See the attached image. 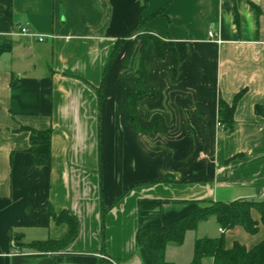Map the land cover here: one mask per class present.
I'll return each instance as SVG.
<instances>
[{
    "label": "crops",
    "instance_id": "crops-1",
    "mask_svg": "<svg viewBox=\"0 0 264 264\" xmlns=\"http://www.w3.org/2000/svg\"><path fill=\"white\" fill-rule=\"evenodd\" d=\"M0 34V264H151L140 227L204 202L264 199V0H0ZM142 41L144 132L125 106ZM238 92L227 132L219 99ZM28 128L51 130L48 165L32 162ZM48 209L75 216L76 238L59 251L18 248L15 234L23 244L66 235ZM221 233L208 218L165 260L188 263L196 238ZM235 241L255 247L264 225L224 232L226 248Z\"/></svg>",
    "mask_w": 264,
    "mask_h": 264
},
{
    "label": "trees",
    "instance_id": "trees-1",
    "mask_svg": "<svg viewBox=\"0 0 264 264\" xmlns=\"http://www.w3.org/2000/svg\"><path fill=\"white\" fill-rule=\"evenodd\" d=\"M145 7V4L142 8ZM141 8V9H142ZM143 25L141 16L136 28L131 32H137ZM144 37V36H143ZM122 40L116 42L106 63L101 84L95 89L98 99L102 98L104 77L108 66L119 50ZM145 41H142L137 64V77L135 90L125 97L127 118L130 124L141 132L147 130L140 122L137 113L138 98L147 92L144 86L146 68L144 65ZM242 92H238L231 104L222 99L218 103V122L227 132L234 128L233 112L237 100ZM255 112L264 116V108L255 107ZM29 148L34 165L46 166L50 163V129L28 128ZM165 177L162 181L170 180ZM49 210V209H48ZM256 210L259 213V220L252 218L251 212ZM104 209L102 208V214ZM50 215L56 223H65L68 226L66 235L59 240L33 241L28 244L21 242L19 234L11 237V240L18 248L27 247L42 252L59 251L67 247L77 236L78 223L74 215L63 210L55 214L51 209ZM208 218H214L222 230L218 237L196 238L193 247L192 259L185 264H201L203 258H211L214 264H264V241L255 247L247 249L243 244L235 241L231 248L224 245V232L232 230L235 226H241L249 234H256L261 224L264 225V199H236L229 202L216 201L197 204L193 211L173 220L169 225L151 224L138 229L136 233V246L141 248L150 259L151 264H173L165 260V249L168 244L181 245L185 233L188 230H195L198 224ZM103 225V219L101 218Z\"/></svg>",
    "mask_w": 264,
    "mask_h": 264
},
{
    "label": "built area",
    "instance_id": "built-area-1",
    "mask_svg": "<svg viewBox=\"0 0 264 264\" xmlns=\"http://www.w3.org/2000/svg\"><path fill=\"white\" fill-rule=\"evenodd\" d=\"M20 35H27V36H33L35 38H37L38 41H42L44 39V35L43 34H39V33H32L30 32L26 27H21L19 29V32H18ZM1 36V34H0ZM214 36L213 32L210 31L209 32V37L212 38ZM219 125V123H218Z\"/></svg>",
    "mask_w": 264,
    "mask_h": 264
}]
</instances>
